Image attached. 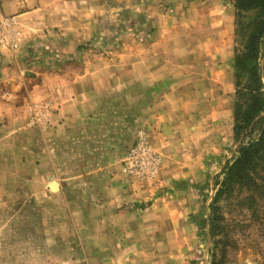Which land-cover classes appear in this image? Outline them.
<instances>
[{
  "label": "rangeland",
  "instance_id": "obj_1",
  "mask_svg": "<svg viewBox=\"0 0 264 264\" xmlns=\"http://www.w3.org/2000/svg\"><path fill=\"white\" fill-rule=\"evenodd\" d=\"M7 1L1 0L5 16ZM121 1L116 18L102 22V33L91 39L96 45L86 46L103 55V65L94 66L91 56L85 66L61 67L71 68V73L102 68V73L124 78L125 56L131 52L141 56V48L128 50L126 42L140 46L151 33L142 32L141 0L128 8ZM177 3H155L169 17L167 26L177 25L172 20ZM17 24L19 48L24 35L18 20ZM5 52L15 54L0 50ZM130 87L119 81L116 98L106 92L96 98L101 99L100 107L92 110L93 104H87L84 121L93 125L81 130L83 135L73 132L67 145L52 124L58 110L49 100L31 103L29 126L37 129L44 144L52 138L57 167L68 172H0V264H211L215 250L209 206L217 178L240 145L233 136L234 98L230 115L214 123L201 121L204 114L191 112L192 135L182 140L184 152L169 159L171 150L154 144L147 130L152 114L145 104L157 98L142 96L141 89ZM31 109L38 115L35 124ZM142 134L157 163L145 176L131 175L126 171L127 158ZM44 144L40 145L43 151ZM63 151L70 153L69 160H63ZM52 182L58 185L55 192L48 188ZM220 214L222 233L216 239L224 243V264H264L261 227L236 201Z\"/></svg>",
  "mask_w": 264,
  "mask_h": 264
},
{
  "label": "crops",
  "instance_id": "obj_2",
  "mask_svg": "<svg viewBox=\"0 0 264 264\" xmlns=\"http://www.w3.org/2000/svg\"><path fill=\"white\" fill-rule=\"evenodd\" d=\"M135 1L121 2L128 8ZM175 1L179 3L172 20L177 25L171 27L166 24L169 17L155 6L161 0H141L142 32L151 33L150 39L141 47L126 42L128 50L141 48V56H125L127 69L121 78L100 72L96 67L106 59L86 49L96 45L91 39L102 33V22L116 18L119 0H8L7 15L18 20L24 36L13 56L0 53V172H68L57 167L52 138L44 144L29 126L31 103H52L58 110L52 124L67 145L73 132L83 135L81 130L93 125L84 121L85 106L100 107L96 98L106 92L116 98L119 81L132 85L133 91L141 89L142 96L157 98L151 105L144 103L152 114L147 130L154 144L171 150L169 159L192 135L191 112L204 114L199 119L209 124L228 117L235 93L234 9L229 0ZM91 56L93 71L71 73V68L61 67L85 66ZM63 156L69 160L70 153L63 151Z\"/></svg>",
  "mask_w": 264,
  "mask_h": 264
},
{
  "label": "trees",
  "instance_id": "obj_3",
  "mask_svg": "<svg viewBox=\"0 0 264 264\" xmlns=\"http://www.w3.org/2000/svg\"><path fill=\"white\" fill-rule=\"evenodd\" d=\"M235 13L232 110L234 141H240L234 160L215 183L209 206V230L215 254L211 264H224L223 207L234 201L264 231V0H232ZM225 205V206H224ZM205 226V221L201 227Z\"/></svg>",
  "mask_w": 264,
  "mask_h": 264
},
{
  "label": "built area",
  "instance_id": "obj_4",
  "mask_svg": "<svg viewBox=\"0 0 264 264\" xmlns=\"http://www.w3.org/2000/svg\"><path fill=\"white\" fill-rule=\"evenodd\" d=\"M19 37L16 18L5 16L2 13L0 0V50L14 53L18 49ZM30 114L31 123L38 122L36 111L31 109ZM146 140L144 134L139 136L137 145L130 151L126 171L131 175L145 176L148 172H152L156 166L157 158L150 150Z\"/></svg>",
  "mask_w": 264,
  "mask_h": 264
},
{
  "label": "water",
  "instance_id": "obj_5",
  "mask_svg": "<svg viewBox=\"0 0 264 264\" xmlns=\"http://www.w3.org/2000/svg\"><path fill=\"white\" fill-rule=\"evenodd\" d=\"M49 190H51L52 192H55L58 190V185L55 182H52L49 184L48 186Z\"/></svg>",
  "mask_w": 264,
  "mask_h": 264
}]
</instances>
